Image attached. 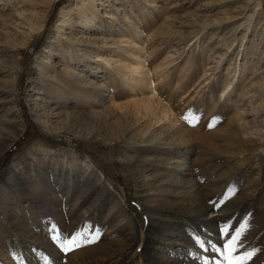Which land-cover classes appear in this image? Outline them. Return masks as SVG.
Returning <instances> with one entry per match:
<instances>
[{
    "label": "rangeland",
    "instance_id": "obj_1",
    "mask_svg": "<svg viewBox=\"0 0 264 264\" xmlns=\"http://www.w3.org/2000/svg\"><path fill=\"white\" fill-rule=\"evenodd\" d=\"M0 119V264H264V0H0Z\"/></svg>",
    "mask_w": 264,
    "mask_h": 264
},
{
    "label": "snow or ice",
    "instance_id": "obj_2",
    "mask_svg": "<svg viewBox=\"0 0 264 264\" xmlns=\"http://www.w3.org/2000/svg\"><path fill=\"white\" fill-rule=\"evenodd\" d=\"M194 126V125H193ZM244 227H247L245 225ZM228 227L221 229L222 236L228 235ZM242 232L237 231L235 236H232L231 239L225 243L222 249H217L216 254L220 255L222 253V262L223 264H247L256 254V250L248 251L244 255H235L239 249V243L241 239ZM54 242H58V246L61 247L62 251H72L75 248L80 247L78 243L79 237H73L72 239H62L61 236L53 237ZM93 242V241H89ZM198 243L200 241H197ZM214 247V246H213Z\"/></svg>",
    "mask_w": 264,
    "mask_h": 264
},
{
    "label": "bare ground",
    "instance_id": "obj_3",
    "mask_svg": "<svg viewBox=\"0 0 264 264\" xmlns=\"http://www.w3.org/2000/svg\"><path fill=\"white\" fill-rule=\"evenodd\" d=\"M92 7V6H91ZM90 8V7H89ZM86 9H87V7H86ZM86 11V13L85 14H88V11L87 10H85ZM89 11H90V9H89ZM84 12V11H83ZM82 13V12H81ZM88 26V25H87ZM90 26V25H89ZM140 68H142V67H136V73H140ZM80 79L83 77H81V76H78ZM141 78H146V81H147V83L150 81L149 80V77H148V74L147 75H145V76H143V77H141ZM83 79V78H82ZM70 80V79H69ZM84 80V79H83ZM70 82H72V81H70ZM58 85V84H57ZM74 86L75 87H73V84H71V87L68 89V90H65V89H61L62 90V92L61 91H58L57 89H56V87L55 88H49V92H48V94L46 95V97H47V99H48V101H47V103H51V102H53L52 100V98H55V100H56V104L58 105V103H63L64 101L63 100H66V99H69V98H65V95H71V96H73V95H77V96H80V94L83 96V98H86V96L84 97V95H88V93H91L92 91H90L89 90V88H92L91 87V85L90 84H81V85H79V84H74ZM68 88V87H67ZM78 90H80V92L78 91ZM11 92V91H10ZM61 92V93H60ZM71 92H73V93H71ZM76 92V93H75ZM79 92V93H78ZM9 93V92H8ZM57 93H59L60 94V96H61V98H56L57 96H55ZM52 97V98H51ZM61 99V100H60ZM60 101V102H59ZM47 105V104H46ZM13 132V130H11L10 128H7V125H5V122L2 120V119H0V142H2V141H4V139L2 138V136L3 135H5L6 133H8V135L9 134H11ZM85 162V161H84Z\"/></svg>",
    "mask_w": 264,
    "mask_h": 264
}]
</instances>
